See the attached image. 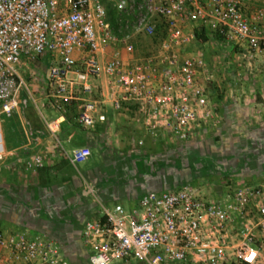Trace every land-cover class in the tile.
<instances>
[{"label":"built area","instance_id":"2783aa9c","mask_svg":"<svg viewBox=\"0 0 264 264\" xmlns=\"http://www.w3.org/2000/svg\"><path fill=\"white\" fill-rule=\"evenodd\" d=\"M111 3L117 31L101 0H0V114L11 116L21 89L29 93L18 70L21 58L33 61L49 55L53 64L48 79L58 112L63 114V105L77 99V88L91 94V80L104 78L114 109L132 103L147 133L156 136L163 130L186 141L214 117L208 64L198 50H188L198 31L221 43H245L243 58L248 60L264 55V6L248 13L241 0ZM161 24L164 35L154 52L135 55L129 39L151 38ZM109 47L112 55L103 60ZM99 104L81 100L78 124L91 127ZM42 121L56 138L62 117ZM61 151L73 166L91 154L87 147ZM5 154L0 132V162ZM42 166L37 156L24 169L36 172ZM81 239L89 264H264V184L240 183L215 200L183 184L149 191L130 209L101 205L100 217L84 223ZM0 264L68 262L51 238L21 228L0 229Z\"/></svg>","mask_w":264,"mask_h":264},{"label":"crops","instance_id":"0c3cea01","mask_svg":"<svg viewBox=\"0 0 264 264\" xmlns=\"http://www.w3.org/2000/svg\"><path fill=\"white\" fill-rule=\"evenodd\" d=\"M241 1L243 9L248 13L260 7V0ZM198 33L199 38H196L188 50H198L203 55L212 83L219 88V93L210 98L215 117L202 124L195 135L186 141H180L163 130L156 136L152 135L153 137L149 134L151 146L158 154L149 160L143 157L137 162L134 160V165L131 162L127 169H123L124 173L118 174L124 181L116 179L115 163L112 156H107L110 151L107 147L111 140L109 136L112 124L116 121L114 116L120 109L135 112L140 118L141 128L148 134L136 106L122 102L119 109H114L113 95L107 81L96 78L91 80L92 93L85 94L77 88V99L64 104L62 114L53 107V88L49 85L48 72L53 64L52 58L43 55L31 61L22 57L18 66L19 74L29 84V93L26 92V95L27 98L30 95L33 98L31 103L41 124L31 127L34 128L31 129L34 136L30 140L25 138L15 147H5L6 155L0 164V189L9 196L16 193L17 198L9 200L0 193V229L10 231L23 228L31 234H44L59 246L62 257L68 264H79L81 257L89 264L81 231L86 221L100 217L101 205L108 208L120 205L130 209L149 191H166L183 184L196 188L206 200L230 194L240 183L264 184V74L261 72L264 68V55L246 59V66H242L245 43H221L207 37L205 30ZM112 52L110 47L106 49L102 59L110 58ZM122 54L127 58L126 54ZM245 68L249 69L248 73H244ZM241 72L244 73L241 74L242 77H237L236 74L240 75ZM251 90L256 91L258 101L255 103L250 102L246 96ZM81 100L100 102L91 127L78 124ZM99 115H104L105 119L100 121ZM58 117H62V121L56 140L46 131L42 119L50 121ZM216 118L218 124H215ZM37 128L44 132L41 134ZM80 147L89 148L91 154L79 164L78 172L75 173L67 165L69 162L61 148L70 152ZM37 156L41 157L43 164L55 167L38 170V174L25 170V163ZM148 161L153 173L146 168ZM3 165H12V170L5 171ZM21 170L33 173L38 179L43 172V187H40L41 181L38 186L33 184L31 188L22 184ZM184 171L188 172L185 176ZM203 175L220 179L222 183L214 185L198 182ZM53 176L58 177L60 184L55 196L45 191L47 178ZM86 185L88 186L85 187ZM90 194H94L93 200L89 199ZM15 199L22 203L25 201V205H17L14 203ZM240 227L235 226L236 229ZM113 264L145 263L130 260Z\"/></svg>","mask_w":264,"mask_h":264},{"label":"rangeland","instance_id":"374dc122","mask_svg":"<svg viewBox=\"0 0 264 264\" xmlns=\"http://www.w3.org/2000/svg\"><path fill=\"white\" fill-rule=\"evenodd\" d=\"M102 1H103V4H106L110 8H112L111 0H102ZM258 4L260 7H263L264 6L263 0H260ZM129 41L135 45V55H138V56H143V55H148V54L153 53L154 49H155L154 46L157 43V42H153L152 40H150L148 38H145V37L138 38L136 36L130 38ZM242 62H244L242 64V66H246L245 65L246 64L245 63L246 58H243ZM248 71H249L248 68L244 69V73H248ZM242 72L240 73V75L236 74V76L242 77L241 74H244ZM26 78H27V76H26ZM28 87H29V84H28ZM210 88L212 91V96L219 93V88L217 87V85H213V83H211ZM227 88H229V86H227ZM255 94H256V91H253V90H251L250 92H248V94H246V96L248 97V100L252 103H255V101H258ZM262 106L264 108V103L262 104ZM34 111L35 110L33 108L31 100L29 98H27L25 89H21L20 101H19L18 107L14 110L13 114H11V116H9V117H6V116L0 114V132H1L2 137H3L4 148L7 146L10 148L15 147L16 145L22 143L25 140V138L30 140L31 137L34 136V134L31 132V129H34L36 126H39L41 124L40 119L38 118L37 115H35ZM117 113L114 116V119L116 118L115 124H112L111 131H110L109 137L111 140H109L110 144L107 147V148H109L110 151L107 154V156L113 157V160L115 163V165H114L115 174L117 176L116 179H121L122 181H124L123 180L124 178H122L121 176L118 175L120 172L124 173L123 169H127L130 166L131 162L133 164L134 160L137 162V160L142 158V157L148 158V160L150 158H154L156 156V154H158V151H156L151 146V143H150L151 137L149 136V133L146 134L144 132V129L141 128V122L139 120L140 118H139V116H137V114H135V112L120 109ZM215 120H216L215 124H218L217 118ZM31 127H34V128H31ZM37 130H39V129L37 128ZM39 132L42 134L44 131L39 130ZM23 134H25V135H23ZM109 141H107V142H109ZM5 152H6V149H5ZM119 153H121V155H119ZM4 158H5V156L3 157L0 164L4 161ZM133 158H135V159H133ZM135 161H134V163H135ZM67 165L70 166V168H72L75 173L78 172L79 165L73 166L70 163H67ZM149 165H150V162L148 161V163L146 164V168H148V172L153 173V169ZM2 167L5 171L6 170H12L11 169L12 165L11 166L3 165ZM51 167L54 168L55 165L54 166L50 165V167H49V165L43 164V166L41 168H39L38 170L41 171L42 169H46V168L49 169ZM20 172H23V175H22L23 179H22L21 183L25 184V186H28L29 188H31V186L33 184L38 186V184L41 181L40 187H43L42 181L45 178L43 172L40 173L39 179L35 175H33V173L26 172L25 170H21ZM36 174H38V173L36 172ZM187 174H188V172L184 171V176ZM199 179L200 180L198 182L201 181L204 184H207V183L211 184L212 183L214 185H217V184L222 183V181H220V179H213V178L211 179L210 177H205V175L201 176ZM57 180H58L57 176H53L50 179L47 178L48 183H47V186L45 185V189H46L45 191L51 192L52 195H54V194L57 195V191L60 187V184ZM187 181L188 180L186 179L185 182H187ZM87 186L88 185H86L85 187H87ZM0 193L3 194V196L6 197V199H9V200L17 198L16 193H14L13 195L10 194V196H9L8 193L1 192V189H0ZM93 195L94 194H90L89 199L93 200L92 199V198H94ZM2 199H4V198H2ZM95 201H97V199H95ZM14 203L21 204L22 202H20L18 199H15ZM24 203H25V201H24ZM24 203H22V204H24ZM19 204H17V205H19ZM28 208H30V207L28 206ZM79 251H78V253H79ZM84 254H85V252H84ZM77 256H78V254H77ZM83 256H85V255H83ZM78 262H79V264H87V262L85 261V258H83V257H81Z\"/></svg>","mask_w":264,"mask_h":264},{"label":"trees","instance_id":"16d2710c","mask_svg":"<svg viewBox=\"0 0 264 264\" xmlns=\"http://www.w3.org/2000/svg\"><path fill=\"white\" fill-rule=\"evenodd\" d=\"M102 3H103V1H102ZM104 6L108 9V14H109V18H110L113 30L117 31L118 25L116 23L117 20L115 19V14H116L115 11L113 10V8H110L106 4H104ZM163 35H164L163 25L161 24V25L157 26V28L155 30V34L151 38H148V39L152 40L153 42H157Z\"/></svg>","mask_w":264,"mask_h":264}]
</instances>
